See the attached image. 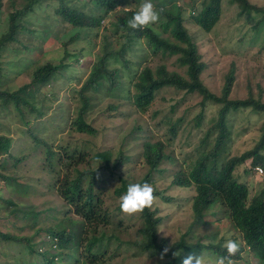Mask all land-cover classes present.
Masks as SVG:
<instances>
[{
	"label": "rangeland",
	"instance_id": "rangeland-1",
	"mask_svg": "<svg viewBox=\"0 0 264 264\" xmlns=\"http://www.w3.org/2000/svg\"><path fill=\"white\" fill-rule=\"evenodd\" d=\"M129 1L130 5L135 4V0ZM249 1L264 6V0ZM24 2L25 0H1L0 32L4 29L7 12L13 6L21 7ZM187 2L188 0H177V4L183 7ZM89 3L87 8L94 9ZM55 4L56 2L51 0L42 3L50 16V19H47L50 23L47 28L51 31L50 34L43 31L41 24H38L44 15V8L41 6V9L30 15L32 21H23L28 28L34 30V36L31 38L23 34V40L28 42L30 47H20L14 56L15 59L6 51L7 54L4 53L1 59L5 69L1 85L10 91L30 82L38 62L63 59L64 63L70 66L67 70L53 75L39 89L27 87L30 96L22 94L28 102L38 108L39 115L37 110L29 109L26 104L21 105L23 117L12 103L0 108V135L9 137L11 141L8 152H0V231L19 239L31 237V242H36L32 251L25 241L0 237V264H37L43 259V250L47 251L46 256L54 252L60 253L58 249H51L50 245L45 244L50 239V234L46 231L51 228L54 230L55 224L61 220V227L76 229L81 219L73 214L72 205L66 204L56 186L61 184L67 175L70 177V174L74 175L79 169L99 168L100 178L96 184V192H100L101 206L109 210L116 208L121 195H116L114 189L120 186L121 177L134 182L146 173L147 166L139 160L142 142L146 138L165 142L166 151L174 158V162H164V172L153 174L155 182L152 184L156 189L157 200L150 209L155 211V217L160 219L158 235L159 238L167 240L166 246L178 241L182 236L189 242L198 239L205 244L214 245L219 241L223 245L233 238L239 242L241 237L231 227L230 220L223 211H220L219 215L220 224L213 217L207 218L211 220L208 225H193L191 198L195 194L194 189L171 184L174 172L179 169L187 171L198 156L202 149L200 141L217 117L218 104L207 103L202 108L199 94L165 86L155 92L153 102L145 111H136L129 99H119L126 98L124 93L127 90L132 93L135 89L129 70L122 63L116 62L112 66L119 69L118 77L121 79L122 88L114 87V91H109L105 82L98 90L89 93L90 108L85 116L98 131L93 136L78 133L70 125V120L75 115L74 108L79 103L77 90L86 78L92 62L102 53L103 38L104 35L111 34L110 21L113 17L104 19L99 29L77 31L53 19L52 10ZM191 12L189 8L183 12L184 27L196 43L204 63L201 74L203 83L212 92L219 93L226 74L233 69L234 82L230 98L242 99L250 92L264 102V21L253 29L252 23L245 21V16H237L235 5L223 0L218 21L209 31H205L192 22ZM110 39L114 42L113 46L118 44ZM65 50L69 55L64 54ZM148 52L143 40L138 41L133 49L126 52L125 59L133 65L132 70L146 65L155 69L164 64L167 70L185 75V67L178 63L176 55H152ZM118 91L122 93H117ZM199 114L202 115L201 122L196 124L195 118ZM179 118L181 121L178 123ZM263 120L264 113L251 109L230 111L227 116L230 134L221 160L251 149L260 138ZM173 122L177 123L175 135L169 134L168 131ZM214 137L215 133H212L208 148L212 146ZM41 141L56 151L53 166L45 159V147ZM105 150H111V161L119 150L132 156L133 160L110 174L105 169L104 162L94 157L96 152ZM249 163L248 159L238 165L234 175L248 185L250 197H253L264 189V173L253 172ZM8 200L18 204L15 211H12ZM213 209L218 210L217 207ZM117 210L115 215L112 213V223L105 228L101 227L105 231V243L111 233L118 236L117 239L116 235H113L108 241V252L113 253L112 263L162 264L168 260L165 258L161 261L157 252L136 248L132 241L139 239L141 220L137 213L128 215ZM120 219L121 227L128 226V229L119 230L115 226ZM40 227L44 229L34 237L33 234ZM180 252L181 255L177 257L178 264H182L183 258L190 253L203 254L209 264L218 257L210 250ZM70 254L71 256L64 257L59 255L56 260L61 264H79L80 260L75 262L72 258L78 254L75 251ZM233 260L235 264H264L248 250L241 252L239 260Z\"/></svg>",
	"mask_w": 264,
	"mask_h": 264
},
{
	"label": "trees",
	"instance_id": "trees-1",
	"mask_svg": "<svg viewBox=\"0 0 264 264\" xmlns=\"http://www.w3.org/2000/svg\"><path fill=\"white\" fill-rule=\"evenodd\" d=\"M51 1L56 2L52 10L53 19L57 23L77 31L99 29L104 19L113 17V20L110 21L112 25L111 34L109 36L104 35L103 38L102 53L92 62L86 78L77 90L79 103L74 108L75 115L70 120V125L78 133L93 136L98 131L86 120L85 116L90 108L91 96L89 93L98 90L105 82L108 84L109 91H114V87L120 86L122 88L121 79L118 77L119 69L112 66L116 62L122 63L129 70L133 80L132 85L135 89L132 93L127 90L124 93L126 98L119 99H129L136 111H145L153 102L155 92L165 86L199 94L202 108L207 103L218 104L217 117L200 141L202 149L198 152V156L190 164L187 171L179 169L174 172L171 184L194 189L195 194L191 198L193 225H208L211 220L207 218L213 217L220 224V211L227 215L231 227L241 237V240H239L240 251L233 259L239 260L241 252L248 250L264 262V189L257 195L250 197L248 185L239 181L234 175L235 168L248 159L250 160L249 167L253 172H255V166H261L264 170V120L260 126V138L251 149L240 155L221 160L222 153L226 151L230 134L227 124L229 112L238 109H251L254 112L264 113V102L259 97L255 98L250 92L242 99L230 98L234 82L233 69L226 74L220 92H212L202 81L201 74L204 63L201 60L196 43L184 27L185 16L183 12L189 8L192 11V15H190L192 22L202 30L209 31L220 17L223 0H188L184 7L177 4V0H151L157 10H162L161 19L157 25L141 29L129 28L127 21L138 11L143 0H135L134 5H130L129 0ZM198 1L201 3L200 8L198 7ZM43 2H46V0H25L21 7L13 6L7 12L4 29L0 32V108L12 103L22 117L24 116L22 104H26L29 109L37 110V114H40L38 108L28 102L26 98L30 96L27 93V87L39 89L53 75L67 70L70 66V64L64 63L63 59L55 62L45 60L44 63L38 62L39 64L35 65L28 84H24L13 91L4 89L1 85L5 70L1 61L3 54L8 51L14 58L20 47L26 49L30 47L28 42L26 43L23 40V34L31 38L34 36V30L28 28L23 21L26 19L32 21L30 15L36 12L37 9H41ZM88 2L94 6V9L87 8ZM228 2L237 7L238 17L245 16V21L252 23L251 27L253 29L264 21V6L251 3L249 0H228ZM1 7L0 0V9ZM43 8L44 15L41 16V21L38 24H41L43 31L50 34L51 31L47 29L50 25L47 19H50V16L45 11V6ZM42 20L46 21L42 22ZM152 27H155L157 31L153 32ZM37 38L39 37L37 36ZM110 38L117 41L118 44L113 46L114 42L110 41ZM141 40L145 41L148 53L152 55H176L178 63L185 67V75L182 76L175 71L167 70L164 64L155 69L146 65L140 69L132 70L133 65H130L125 59V54ZM64 54L69 55L67 50L64 51ZM117 93L122 92L118 91ZM109 106L113 107V105ZM201 117L202 115L199 114L195 118L196 124L201 122ZM180 121L179 118L178 123ZM176 125L177 123H171L168 130L169 134H176ZM212 133H215L214 141L212 146L208 148ZM43 144L45 159L50 166H53L52 161L57 155L56 151L46 142H43ZM10 145V138L0 135V152L7 153ZM118 152L113 161H111V150L96 152L94 157L103 161L105 169L111 174L120 166H125L133 160L132 156L126 155L123 150ZM69 156L71 158V155ZM139 160L147 166L146 173L134 182H130L126 177H121L120 186L114 189L116 195L125 194L128 185L132 183L147 182L154 184L153 174L164 172L162 166L165 161L174 162L173 156L166 151L165 142L162 140L151 141L150 138L143 140ZM98 172V167L95 169H79L74 175L70 174V177L67 175L64 181L56 186L59 195L65 199L67 205H72L73 214L78 216L81 221L77 228L73 230L61 227L60 222L62 220L55 224L54 230L52 228L48 229L46 232L50 234V239L44 242L50 245L49 248L58 249L60 253L54 252L52 255L46 256L47 251L43 250L41 252L43 259L37 264H61L60 261L56 260L57 256H71V251L78 254V256L72 258L75 262L80 260L79 264H114L111 262L113 253L108 252V241L116 234L111 233V235H108V241L105 243L103 241L105 231L101 227L105 228L112 223V213L115 215V210L122 211L118 207L119 205L112 210L102 208L100 192H96L98 190L96 184L98 178H100ZM125 174L127 176L128 171ZM8 204L12 206V211H15L18 207V204L12 200H8ZM214 207H217L218 210L213 209ZM137 214L142 225L138 229L139 239L132 241V243L139 250H149L160 254L167 245V240L159 238L158 235L160 219L155 217V211L149 208ZM70 225H72V222H70ZM121 225V219L115 223L119 230L129 228L128 226L121 227ZM42 229L44 228H38L33 236L39 234ZM0 237L6 240L25 241L32 251L35 249L36 242H31V237L19 239L1 231ZM116 237L118 239L117 235ZM233 240H236V238H233ZM220 242L217 245L205 244L198 239L195 242H189L182 236L181 239L170 244L171 251L165 257L168 260H165L162 264H178L177 257L172 255V252L176 251L210 250L218 257L227 255V251L223 247L224 244L221 245Z\"/></svg>",
	"mask_w": 264,
	"mask_h": 264
},
{
	"label": "clouds",
	"instance_id": "clouds-1",
	"mask_svg": "<svg viewBox=\"0 0 264 264\" xmlns=\"http://www.w3.org/2000/svg\"><path fill=\"white\" fill-rule=\"evenodd\" d=\"M161 11L156 9L151 0H144L138 11L127 21V26L131 29H141L157 25L161 19ZM152 31L156 32L157 29L152 27ZM155 192L153 185L147 182L129 184L126 193L119 198L120 210L125 214L134 215L143 212L146 208L150 209L157 200ZM223 247L227 255L216 257L211 264H235L233 257L240 251L239 242L228 239ZM170 251L171 246H165L159 254V259L163 261ZM172 255L179 257L181 252H172ZM182 264H209V262L203 254L190 253L183 258Z\"/></svg>",
	"mask_w": 264,
	"mask_h": 264
},
{
	"label": "built area",
	"instance_id": "built-area-1",
	"mask_svg": "<svg viewBox=\"0 0 264 264\" xmlns=\"http://www.w3.org/2000/svg\"><path fill=\"white\" fill-rule=\"evenodd\" d=\"M255 172L257 174H262V173H264V170L261 166H255Z\"/></svg>",
	"mask_w": 264,
	"mask_h": 264
}]
</instances>
